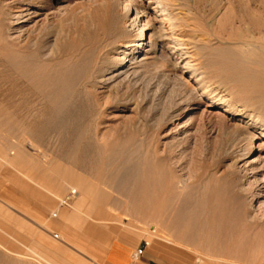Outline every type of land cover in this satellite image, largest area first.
Listing matches in <instances>:
<instances>
[{"label": "bare ground", "instance_id": "1", "mask_svg": "<svg viewBox=\"0 0 264 264\" xmlns=\"http://www.w3.org/2000/svg\"><path fill=\"white\" fill-rule=\"evenodd\" d=\"M33 2L0 0V135L16 139L13 145L5 139L0 153L13 147L12 164L46 191L11 179L48 207L69 187L66 201L100 218L110 204L120 210L124 199L133 218L159 222L157 233L166 240L253 260L264 250V0L230 2L218 22L207 16L199 30L207 43L200 47L162 0L150 16L138 0H87L59 7L61 21L43 19V27L23 30L43 10ZM210 6V13L222 8ZM189 49L200 51L204 66ZM161 57L180 94L169 92L166 103L158 91L150 101L148 92L136 100L143 71ZM202 103L205 109L196 111ZM126 111L133 116L123 125L99 128ZM200 120L205 125L194 129ZM147 121L172 126L163 144ZM190 145L195 156L188 171L178 149ZM48 148L83 173L43 155ZM7 214L0 209V233L16 241L19 222ZM23 236L35 241L30 229ZM14 248L0 235V264H54L33 248L32 255Z\"/></svg>", "mask_w": 264, "mask_h": 264}, {"label": "rangeland", "instance_id": "2", "mask_svg": "<svg viewBox=\"0 0 264 264\" xmlns=\"http://www.w3.org/2000/svg\"><path fill=\"white\" fill-rule=\"evenodd\" d=\"M33 1H34L33 3L35 6L38 5L37 7L42 8L43 10L41 11V15L39 17L34 18L29 23H25L26 26L23 28V30H28V31L30 29L34 30L35 26L37 27L42 26L41 24L44 23V20L47 22L51 20V23H56L55 21L57 22L61 21L62 18L64 17L63 16L64 14L62 13V11L59 10L61 6L74 7L77 5L78 6L82 5L84 2L85 3L87 2V0H45V1L36 0L37 2L35 0ZM138 1H140L144 6H147L146 11L149 16L153 15V8L156 6L155 0H138ZM162 1L166 5H168V8L170 9V11L174 12L176 18H178V21L176 23L178 28L182 30L183 33H185L184 35L195 37L198 43V46L200 47V46H203V43L205 42L207 43V39H206L207 35H203L199 32V30H202L201 25H203V27L207 26V23H206L207 16H209V20L211 22L213 23L215 21L218 22V20H220L221 17H223L225 13L224 7L228 6L230 2H234L236 0H203V1L202 0H185V1L184 0H162ZM242 1H248V0H242ZM170 2H172V4ZM175 3H178V4H175ZM213 3L220 4V7H222V8L219 7L221 10H219L220 12L217 11L219 12L218 14L216 12L210 13L211 11L210 5ZM53 10H54V13L52 12ZM60 13L62 14V16ZM211 14L213 17L210 18ZM186 22L189 23L190 27L188 26ZM198 22L200 23V25ZM45 23L43 24V26L45 25ZM196 23L198 24L196 25ZM179 25L181 26L182 29L179 27ZM191 26L193 29H196V30L194 31L191 28ZM163 28L166 29L167 34L170 33V28L168 27L166 23L163 24ZM202 38H205V40ZM202 40H204V42H202ZM164 52L167 53L166 49H164ZM188 53L191 54L190 57L193 56L192 60L194 61L195 64L201 67L204 66L205 64L204 61L206 60L202 56H200V51L196 53L194 49H189ZM158 54L160 55V51ZM161 58H163V60H161ZM161 58H159L158 61L156 62L157 66L156 65H153L154 67L150 66L148 70H145L146 71L145 73L143 71L141 75L142 77L140 78L138 88H136L135 90V92L137 93L136 100H139V98L142 99L143 97L142 95H145L148 92L149 94L147 93V95H150L148 100L150 101L151 95H152L150 92L153 93V91H158L159 94L160 92L164 93L166 98L163 101L166 103V102H169L168 101L169 92H172V95H175V94L177 95V93L178 95L180 94V92H178L180 91L179 87L174 86L173 83L170 84V82L172 81L168 79L169 77L168 78L166 77L167 75L166 73L168 71V68L170 69V67H169V64H166V61H164V57H161ZM162 64H165V65H162ZM171 98L172 97H170V99ZM148 100L146 103H148L147 105H150L151 103ZM202 104L199 105L196 111H200V110L202 111L203 109H205L204 103ZM211 112L215 114L219 112V109H212ZM142 113H143V118L144 117L146 118L148 116L149 109H147V111L146 110L143 111ZM188 114H190V112L183 113L181 116L178 117V120L182 122L183 118H185ZM132 116H133V113L129 111L115 112L111 117L106 119L107 123L99 128L102 130V129H109L113 126L123 125L124 121L126 119H129ZM204 123H205V120H202V121L200 120L199 122L196 123V125L194 126V129L203 128V126L205 125ZM147 125L148 126L146 127V129L148 128V130L150 131L152 129L153 132H158L159 134H161L162 140L160 139L161 140L160 143L162 144L166 141V136H168V133H170V130L172 128L171 125H164L160 129L158 127L155 128V126L149 123L148 121H147ZM150 125H153L154 127L153 126L151 127ZM13 138H12V135H8L6 138H4V140L6 139V142L8 143L10 142L11 145H13L16 140L14 136ZM4 140L0 135V148L4 146L3 145ZM51 140L53 141V138ZM188 147L189 148L185 146H181L180 149H178V152L183 153V156H185L184 157L185 159L183 160V166H185L187 170L189 171V169L192 168L191 165L193 166L194 159L192 158L193 156H195L194 155L195 153H193L194 145H190ZM12 149L13 147H10L5 150L4 154L0 153V209H2L4 213L6 214L8 213L7 215L9 219L14 220V222L16 223L19 222L17 223L19 225L17 226L18 231L14 229L13 230L19 232L22 238H18L15 241L11 236L5 235L3 232L2 233L4 235L2 233H0V235L5 240H8L9 242H12L15 245L14 250L16 249L17 251L21 253L30 254L33 248V250H35L38 254L44 256L48 261L54 264H109V261H108V244L109 243H113L116 240H123L125 242L132 240L135 243V244L133 243L134 254H135L138 249L145 247V242L147 241L145 237H148V238L154 239L152 246L154 250L160 255L150 254L149 250L146 247L144 255L141 256L138 260H135L133 256L134 264H147L146 260L149 257L152 258L154 264H169L167 259L173 260V261L186 259L187 252L194 253L198 261L202 262L203 264H264L263 248L257 249V251L259 252L255 250L256 251L254 255L255 258L250 261L248 260L249 261L248 262L247 260H242V259L238 260V258L234 260V257L232 258V257L225 256L222 254L214 255L213 253H210L207 250L201 249L200 245L196 243L195 244L187 243L186 245V244L177 242L173 240L172 238H168L171 241L166 240L162 237L163 235H161V233L159 234L157 233V227L159 225V222L154 221L151 223V221H148V220H143L144 221L143 222L141 221L142 219L140 220L137 217L133 218V216H131V213H130L131 206L126 204L127 202H125L124 199H123L124 201L120 200L121 201L120 203L122 204L124 202L125 204L118 206V208L119 207L122 208V209L120 208V210L121 212L123 210V212L121 213L120 210L116 209L117 207H113L115 204L113 203V206H111L110 204L105 208V211H106L105 218L97 217L94 214L86 211L85 208H83L82 210L77 208L79 210L78 211L76 209L75 204H72V202L74 203L73 199L66 201V198L69 197L70 191H71L69 187H67V189L62 194L57 196V198L55 197L52 199L53 204L52 206H50L48 214L45 217H39L33 205L38 204V202L40 201L26 194L23 188L20 187L11 178L12 176L16 177L17 179H19V181L27 184V186H29V188H31L35 192L45 193L44 191H46V188L41 189L44 187L40 185L38 186V184L34 180L33 181L35 183L32 181V179L27 177V175L25 176V173H23V171H19L17 168H15V166L12 164V159L14 157V151H12ZM57 153H58V156H57ZM261 153H262V156H264V151ZM43 155H46V156L49 155L48 156L49 159H51L53 162L55 161V163L61 164V166L63 167H68L75 172L83 173L75 165H70L67 162L63 161V159L60 157L61 154L57 151H53L52 149H49V148L44 149ZM186 163L188 164L185 165ZM91 181L94 184H96V180L91 179ZM99 186L108 191L110 190V192H112L110 188H114L110 184H100ZM36 188L38 191L36 190ZM262 202L264 203V198L262 199ZM62 203H64L65 205H62ZM2 205L8 206L9 209ZM110 206L112 207L111 212L109 211ZM112 209H113V212H112ZM260 215L261 216L263 215V221H264V212H260ZM1 223H2L1 225L2 229L4 228L3 230L12 229L10 225H8V223L6 222L5 223L1 222ZM29 229L33 231V236H35L33 237V239L35 240L34 242H30V241L28 242L29 239L23 240V237H24L23 235ZM90 229H92L94 233L100 231L104 235L106 234L107 235L106 244L101 245L97 241V238L95 236L87 235L85 232L91 231ZM11 233L13 234V232ZM102 233L101 235H103ZM170 234L172 233H169L167 235H170ZM27 247H29L30 249H28ZM197 249H201V252L200 250H197ZM202 250L205 252H203ZM48 253H50L51 255ZM209 254H213V255L209 256ZM216 255L219 257H217ZM19 262L24 263L23 261H21V259H19ZM176 264H180V263H176ZM182 264H188V263L183 262Z\"/></svg>", "mask_w": 264, "mask_h": 264}, {"label": "crops", "instance_id": "3", "mask_svg": "<svg viewBox=\"0 0 264 264\" xmlns=\"http://www.w3.org/2000/svg\"><path fill=\"white\" fill-rule=\"evenodd\" d=\"M34 208L36 209L37 215L39 217H45L48 212H49V208L46 205H43V203L38 202V204L33 205ZM91 231L85 232L87 235L89 236H95L97 238V241L103 245L106 244V240H107V235L103 234L102 232L98 231L96 233L93 232L92 229H90ZM85 231V230H84ZM93 232V233H92ZM101 233L103 235H101ZM96 234V235H95ZM102 236V237H101ZM147 239V249L149 250L150 254L153 255H160L158 254L153 246L152 243L154 242V239L145 237ZM133 243L134 241H123V240H116L113 243H109L108 244V261L109 264H134L133 262V256H134V247H133ZM135 244V243H134ZM186 259H182V260H169L167 259L169 264H176V263H180L182 264L184 263H188V264H203L202 262H199L196 255L192 252H187L186 255ZM147 264H154L153 260L151 257H149L146 260Z\"/></svg>", "mask_w": 264, "mask_h": 264}, {"label": "built area", "instance_id": "4", "mask_svg": "<svg viewBox=\"0 0 264 264\" xmlns=\"http://www.w3.org/2000/svg\"><path fill=\"white\" fill-rule=\"evenodd\" d=\"M147 246H148V243L145 242V247L140 248V249H138V250L136 251V253L134 254V259H135V260H138L141 256L144 255V252H145V249H146Z\"/></svg>", "mask_w": 264, "mask_h": 264}]
</instances>
